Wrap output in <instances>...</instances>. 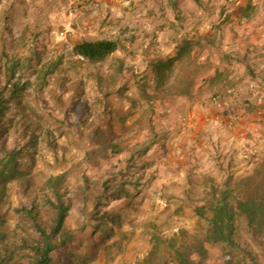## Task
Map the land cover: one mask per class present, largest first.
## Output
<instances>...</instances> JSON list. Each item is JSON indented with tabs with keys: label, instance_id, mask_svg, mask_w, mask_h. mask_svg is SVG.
<instances>
[{
	"label": "rangeland",
	"instance_id": "1",
	"mask_svg": "<svg viewBox=\"0 0 264 264\" xmlns=\"http://www.w3.org/2000/svg\"><path fill=\"white\" fill-rule=\"evenodd\" d=\"M144 1L139 0L138 3L142 4ZM170 1L174 9L183 3L181 0ZM148 2L150 6L154 4V8L163 6V0ZM47 6L49 4L41 6L38 18L43 15ZM146 7L145 3L139 9ZM59 8L63 12L60 11L62 14L53 26L50 27L49 16L39 21L38 46L34 41H30L29 36L33 34L29 32L27 26L21 31L14 30L6 22V16L2 15L0 19V101L5 105L0 118V171L8 161L9 153L12 151L18 153L14 161L4 168L5 173L14 168L13 177L5 178L3 183H0V217L4 220L0 229L8 232V235L1 239L0 248L5 243L19 247L23 240L32 241L37 238L29 224L24 226L17 210L20 206L35 207L34 210L38 212L39 209L43 214L42 218L48 221L46 210L42 208L44 196L49 195L44 184L50 178L63 175L66 189L64 198L70 203L64 227L75 233L77 240L83 243L81 247H77L78 242H75L74 252L84 254L91 250L92 259L87 264H142L154 244L153 237L169 240L178 236L181 230L188 232L189 236L200 235L202 229L197 222L194 208L202 206L209 199L211 187L217 190L235 188L236 181L252 171L256 160L264 158V148L249 162L242 160L234 166L240 167L241 164L246 165V168L234 169L231 175L227 171L226 174L219 172L209 177L190 176L194 185H191V190L186 193L178 186V175L176 177H167L163 173L157 175L161 166L158 164L159 157L164 155L162 158H165L169 154L176 158L182 156L183 150L177 141L181 129L176 135L169 137L171 139L162 132L157 134L156 140L161 143L153 145L141 158H138L135 152L143 146L139 143L129 145L128 142L124 143V140L119 141L117 134L112 132L110 122L103 131L107 134L101 135L102 129L93 128L87 143H76L73 138L76 125L74 117L81 115V120L86 113L100 119L105 115L102 111H106V107L100 112L95 110L96 103L92 100L98 98L85 96L87 93L90 94V89L79 95L85 86L84 81H73L71 75L75 72L73 70L75 67L69 66L70 60L65 62L66 58L71 57V51L65 42L64 24L61 22L65 19L67 5L61 4ZM137 13L140 25H143V15L140 11ZM174 15L172 18L177 22L178 16L176 13ZM177 28L178 26L174 27L170 33L174 42L182 37L179 36ZM44 29L48 30L45 35L41 32ZM140 29L138 37L133 35L131 39L133 41L130 42L133 45L137 42L138 45L132 46L126 56L137 52L140 58L151 55L157 57L156 60H150L151 57L144 59L146 67L141 72L144 82L140 84L141 79L135 84H140L138 89L142 86L144 88L143 105L147 103L148 109L153 107L154 112L158 113L156 115L162 117L168 113L165 112L167 100L176 98H163L159 95L148 99L154 92L153 83L150 82L153 76L150 69L152 63L148 61L165 60L172 57L176 49H173L172 55L169 56L164 54L165 48L161 49L157 42L155 45L149 43L146 47L141 46L145 40H154L163 33L149 32L146 27ZM43 38L44 40L40 42ZM205 49L211 55L219 54V51L216 52L217 47H203L202 43L195 42L191 48V58L172 66L168 82L172 83L176 79L181 84L193 76L191 74L195 70L194 82L198 76L207 74L210 67L204 63L197 64L199 56ZM102 62L91 64L81 61L78 67L84 72L89 71L93 86L94 84L102 86L114 94H120L122 86H119V81L123 77L122 72L120 73L116 64L108 66L109 69L103 71L105 66ZM223 71L221 69L220 73L224 74ZM226 76V80L230 81L239 77L240 72L229 70ZM216 83L212 85L210 83L209 88L218 86L219 83ZM87 98L92 100L89 101ZM217 115L214 114V117ZM181 119L183 122L184 117ZM135 124L147 129L143 119ZM150 142L149 138L146 144L142 145ZM175 144L180 147V154L173 153ZM116 148L121 149V152H116ZM172 178L174 180L170 185L165 183ZM104 181L113 191L107 194L110 195L108 199H103L102 204L97 207V216H94L93 210L97 197L102 192ZM207 249L213 258L219 255L216 248L207 246ZM21 252L23 251L15 250V255ZM0 253L4 254L3 251ZM56 256L55 264H65L63 257ZM77 258L74 257L71 264H79ZM168 260L166 258L164 262ZM18 262L26 264L25 259Z\"/></svg>",
	"mask_w": 264,
	"mask_h": 264
},
{
	"label": "crops",
	"instance_id": "2",
	"mask_svg": "<svg viewBox=\"0 0 264 264\" xmlns=\"http://www.w3.org/2000/svg\"><path fill=\"white\" fill-rule=\"evenodd\" d=\"M138 1L0 0V19L2 15L6 16V22L14 30L21 31L27 26L33 34L29 36L30 41L38 46L39 21L49 16L50 27L53 26L63 12L60 5H67L65 19L61 22L64 24L65 42L71 51V57L66 58L65 62L70 60L69 66L75 67V72L71 73L73 81H84L85 86L79 95L90 89V94L85 96L98 98L91 99L96 103L95 110L100 112L106 107V111H102L105 115L100 119L86 113L81 120V115L74 117L76 125L73 138L76 143H87L93 128L102 129L101 135L107 134L103 131L108 122L119 141L124 140L129 145L139 143L144 146L142 144H146L150 138V131L148 133L143 126L135 124L141 119L144 121L146 109L148 112L147 103L143 105L142 100L144 88L142 86L138 89V85L144 82L141 76L146 67L144 59L151 57L152 60L157 57L151 55L140 58L137 52L126 56L132 46L138 45L137 42L135 45L130 42L133 41V35L138 37L140 28L146 27L149 32H162L160 37L147 39L141 46L146 47L149 43L155 45L157 42L161 49L165 48L164 54L169 56L176 49L177 43L182 41L194 42L193 44L199 42L203 47H217L218 55H211L205 49L198 58L197 63L207 64L210 70L196 79L193 97L168 99L165 105V112L168 113L165 116L158 117L155 109L151 113L154 134L162 132L169 138L182 130L177 139L183 150L182 156L176 158L169 154L165 158H162L164 155L159 157L158 164L161 166L157 175H178L179 188L188 193L190 186L194 185L190 176L209 177L219 172L226 174L227 171L231 175L234 169H245L246 165L234 166L242 160L249 162L264 148V0H181L183 3L177 9L171 7L170 0H163L161 8H154V4L151 7L148 2L150 0H145L142 4ZM145 3L147 7L139 9ZM48 4L43 15L38 18L41 6ZM139 11L143 15V25L139 22ZM174 13L178 16V23L172 18ZM176 26L182 37L174 42L170 33ZM47 31L44 29L41 32L45 35ZM43 40L44 38L40 39V42ZM100 40L117 44V50L102 65L105 66V71L109 69L108 66L116 64L120 73L122 72L120 94H114L102 86H93L89 71L84 72L78 67L81 61L75 55L74 47L84 41ZM228 56L233 60L229 61ZM223 68L238 71L240 76L227 84L220 83L215 77L218 79L216 73ZM248 70L254 75H250ZM138 80H141L140 84H135ZM216 82L219 83L218 86L209 88L210 83L212 85ZM215 94L217 105H213L211 99ZM87 99L91 101L90 98ZM214 114L218 115L214 117ZM183 117L185 123L180 120ZM117 131L120 133H116ZM173 180L174 178L165 183L170 185Z\"/></svg>",
	"mask_w": 264,
	"mask_h": 264
},
{
	"label": "trees",
	"instance_id": "3",
	"mask_svg": "<svg viewBox=\"0 0 264 264\" xmlns=\"http://www.w3.org/2000/svg\"><path fill=\"white\" fill-rule=\"evenodd\" d=\"M192 45L193 42L182 41L176 46V52L172 57L152 62L150 69L153 76L150 82L153 83L154 92L148 99L159 95L163 98L193 97L196 70L191 74L193 76L181 84L176 79L172 83L168 82L172 66L191 58ZM116 50L117 44L108 40L84 41L74 47L75 55L91 64L104 61ZM227 58L229 61L233 60L229 56ZM223 70L224 74L216 73L218 79L215 77V80L227 84L229 80H226V75L229 70L227 68ZM248 73L254 75L251 70H248ZM215 95L211 97L212 100L217 99ZM4 108L5 105L0 101V118ZM152 112L153 107H150L144 118L148 131L152 133L151 142L135 152L138 158L144 156L156 143H161L156 140L158 135L152 132ZM120 150L116 148V152ZM17 154L13 151L9 153V159L0 171V183H3L5 178L13 177L14 168H11L9 173H5L4 168L14 161ZM135 155L132 156L133 160ZM64 179L65 177L61 175L48 179L44 184L49 195L44 196L42 208L46 210L48 221L42 218L43 214L39 209L37 212L34 210L35 207L20 206L17 211L21 221L24 226L29 224L37 238L32 241L23 240L19 247L15 244L2 245L0 252L3 251L4 254L0 253V264H19L18 261L21 259H25L26 264H55L56 255L63 257L65 264L73 263L74 257H78L79 264L90 262L92 251L76 254L73 250L76 248L75 242H78L77 247H81L83 243L77 240L75 233L64 227L70 208L68 199L64 198L66 194ZM110 190L104 181L102 192L97 197L93 210L94 216H97V207L102 204L103 199H108L110 195L107 194L113 191ZM210 192L209 199L202 206L194 208L202 233L189 236L188 232L181 230L178 236L169 240L153 237L154 244L142 264H264V158L257 159L252 171L238 179L232 190L228 188L217 190L211 187ZM3 224L4 220L0 217V228ZM7 233L5 229H0V241L8 235ZM86 242L89 243L88 240ZM207 246L216 248L219 255L213 258ZM15 250L23 252L15 255ZM15 258L18 260L14 261ZM166 258L169 260L165 263Z\"/></svg>",
	"mask_w": 264,
	"mask_h": 264
},
{
	"label": "built area",
	"instance_id": "4",
	"mask_svg": "<svg viewBox=\"0 0 264 264\" xmlns=\"http://www.w3.org/2000/svg\"><path fill=\"white\" fill-rule=\"evenodd\" d=\"M81 59L83 60V58L81 57ZM212 104L213 105H217L218 104V101L215 99V100H213V102H212ZM260 113H258V116L260 117V115H259ZM180 147L178 146V145H174V147H173V153H175V154H180Z\"/></svg>",
	"mask_w": 264,
	"mask_h": 264
},
{
	"label": "clouds",
	"instance_id": "5",
	"mask_svg": "<svg viewBox=\"0 0 264 264\" xmlns=\"http://www.w3.org/2000/svg\"><path fill=\"white\" fill-rule=\"evenodd\" d=\"M78 59L81 60L82 62H86V61H84V59L82 60L81 57H78Z\"/></svg>",
	"mask_w": 264,
	"mask_h": 264
}]
</instances>
